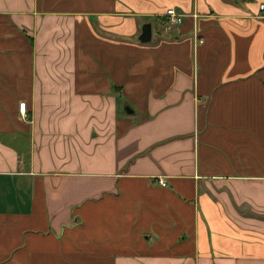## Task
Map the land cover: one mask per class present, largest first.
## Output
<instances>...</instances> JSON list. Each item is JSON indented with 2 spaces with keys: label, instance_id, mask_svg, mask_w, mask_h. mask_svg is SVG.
Segmentation results:
<instances>
[{
  "label": "crops",
  "instance_id": "0c3cea01",
  "mask_svg": "<svg viewBox=\"0 0 264 264\" xmlns=\"http://www.w3.org/2000/svg\"><path fill=\"white\" fill-rule=\"evenodd\" d=\"M0 264H264V0H0Z\"/></svg>",
  "mask_w": 264,
  "mask_h": 264
},
{
  "label": "built area",
  "instance_id": "2783aa9c",
  "mask_svg": "<svg viewBox=\"0 0 264 264\" xmlns=\"http://www.w3.org/2000/svg\"><path fill=\"white\" fill-rule=\"evenodd\" d=\"M262 6H259V9L262 10ZM165 16L167 18L166 24L169 26H175L180 24L182 17L180 15L175 14L172 10H168L165 12ZM18 112L23 115L24 112V104L20 103L17 106ZM157 185L160 187H164V182L161 179H158Z\"/></svg>",
  "mask_w": 264,
  "mask_h": 264
},
{
  "label": "water",
  "instance_id": "95a60500",
  "mask_svg": "<svg viewBox=\"0 0 264 264\" xmlns=\"http://www.w3.org/2000/svg\"><path fill=\"white\" fill-rule=\"evenodd\" d=\"M149 36H150V27L149 25H144L141 27V32L140 35L138 37V41L142 44H145L149 41ZM123 113L125 115H129L131 114V110L129 109V107L127 105L123 106Z\"/></svg>",
  "mask_w": 264,
  "mask_h": 264
},
{
  "label": "rangeland",
  "instance_id": "374dc122",
  "mask_svg": "<svg viewBox=\"0 0 264 264\" xmlns=\"http://www.w3.org/2000/svg\"><path fill=\"white\" fill-rule=\"evenodd\" d=\"M91 136V135H90ZM86 158L84 157L82 160H85Z\"/></svg>",
  "mask_w": 264,
  "mask_h": 264
}]
</instances>
